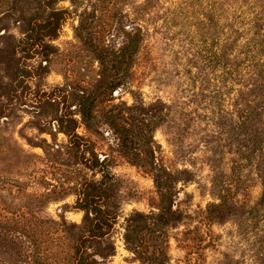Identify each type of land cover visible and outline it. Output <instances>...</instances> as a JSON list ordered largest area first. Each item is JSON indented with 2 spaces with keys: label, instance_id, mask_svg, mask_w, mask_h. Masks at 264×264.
Instances as JSON below:
<instances>
[{
  "label": "rangeland",
  "instance_id": "rangeland-1",
  "mask_svg": "<svg viewBox=\"0 0 264 264\" xmlns=\"http://www.w3.org/2000/svg\"><path fill=\"white\" fill-rule=\"evenodd\" d=\"M0 264H264V0H0Z\"/></svg>",
  "mask_w": 264,
  "mask_h": 264
},
{
  "label": "trees",
  "instance_id": "trees-1",
  "mask_svg": "<svg viewBox=\"0 0 264 264\" xmlns=\"http://www.w3.org/2000/svg\"><path fill=\"white\" fill-rule=\"evenodd\" d=\"M247 20L249 22V26L246 27V30H248L252 34L251 39L261 38L263 35L256 30L257 25H256V23H254V17L248 16Z\"/></svg>",
  "mask_w": 264,
  "mask_h": 264
}]
</instances>
